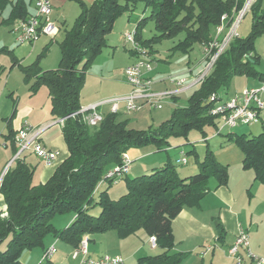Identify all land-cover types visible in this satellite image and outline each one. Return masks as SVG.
I'll return each mask as SVG.
<instances>
[{
	"label": "trees",
	"instance_id": "trees-1",
	"mask_svg": "<svg viewBox=\"0 0 264 264\" xmlns=\"http://www.w3.org/2000/svg\"><path fill=\"white\" fill-rule=\"evenodd\" d=\"M73 1L78 3L80 14L58 43V66L53 70L40 69L39 62L45 50L32 64L21 68L29 92L34 94L42 87L47 89L50 113L54 119L62 120L68 156L43 184L34 182L35 167L24 159H16L3 176L0 195L5 210L0 213V264H21L23 252L43 248L49 236L75 249L87 235L114 231L119 238H126L140 230L155 239V247L160 252L139 258L135 264H181L183 255L174 251L173 218L184 208L199 207L209 192L210 179H215L218 186L227 181L228 166L219 164L211 151L205 150L198 171L188 177H179L168 160L149 174L135 178L125 175L122 178L125 193L117 199L107 195L112 182L95 189L105 173L120 165L123 155L131 149L153 146L161 151L170 146L171 137L187 138L191 131L197 130L205 138L206 128H213L217 133L219 119L211 114L214 101L210 97H225L235 77L264 82V74L254 69L259 63L254 42L264 33V0L252 2L248 12L252 15L248 36L241 39L238 36L228 43L208 75L191 93L187 106L174 108L168 120L146 130L127 128V121L115 114L105 115L97 127L90 128L79 113L80 92L86 74L107 46L106 37L116 20L132 10L131 0L123 4L121 0H95L91 5ZM143 1L150 12L147 19L137 22L135 40L149 54L156 43L180 34L184 37L171 48L174 53L188 54L196 44L207 46L221 17L227 16L225 26L228 28L246 2ZM10 4L9 16L2 24L10 25L28 17L21 0L13 3L0 0V14ZM148 21L152 22L155 34L142 41L140 34ZM14 136L10 130L7 137L13 140ZM227 138L242 154V169L252 171L254 180L264 185V127L256 136L228 134ZM191 151L195 155V151ZM92 208L98 209L97 216H92ZM64 214H74L72 223L61 230L54 228L50 224L52 219ZM215 229L222 239L221 225L216 224Z\"/></svg>",
	"mask_w": 264,
	"mask_h": 264
},
{
	"label": "crops",
	"instance_id": "crops-1",
	"mask_svg": "<svg viewBox=\"0 0 264 264\" xmlns=\"http://www.w3.org/2000/svg\"><path fill=\"white\" fill-rule=\"evenodd\" d=\"M15 1L9 0L10 3ZM21 1L25 5L28 16L34 15L37 0ZM80 1L86 5H91L95 0ZM50 4L52 9L49 20L57 27V33L53 38L41 35L32 44H19L16 41V36L13 32L16 21L10 25L2 24L9 16L11 4L0 14V28L8 31L7 36L1 33L0 59L5 57L7 65H9L0 63V176L6 166L12 162V158H14L16 153L14 139L7 137L9 131L11 130L16 135L19 128L29 126L31 129H42L39 138L40 143L46 149L58 153L56 161L49 167L44 166L31 152H25L21 155L20 159H24L26 163L35 167L34 182L40 184L45 183L52 176L55 169L67 158L68 151L62 134V120L54 119L50 113L51 104L47 89L42 87L34 94L29 92V84L24 82L21 68L32 64L46 50V54L43 57L45 60H40L39 67L42 71L55 69L58 66L57 63H59L60 49H55L56 45L54 42L59 36L63 37L64 31L69 29L67 26L70 24L72 26V23L80 14V8L76 1L50 0ZM4 13H6L5 18H2ZM137 22L127 17L124 30L122 26L119 28V33H113L112 30L106 37L107 46L92 63V66H94L96 62H99L97 60H101L105 54V60L103 61L102 59L101 61L102 68L99 75L101 78H95V81L90 84V79L88 78L90 76L86 74L85 82L80 92L79 102L81 109L106 99L126 96L131 92L130 86L124 82L123 71L121 81L124 86L121 89L117 87V80L110 81V78L107 79L106 77L114 73L112 72L114 61H116L117 56H120L118 51L120 40L114 39L113 34H121V48L128 58V61L124 62L123 67L126 68L135 61V54L131 51L129 45L125 43L123 34L134 30ZM214 30H212V36L215 32ZM140 38L142 41L148 40L144 39L141 34ZM51 56L53 58L52 62L48 61ZM150 57L153 61V68L146 76L152 80V86H150L152 92L158 94L174 93V95L164 98L173 107L179 103L181 96L188 94L190 97L193 90L198 86L191 85V80L196 76L197 73L195 71L199 70L200 63L194 66L188 59L184 68L174 69L170 66V62L167 61H162L166 67L159 65L154 51L150 53ZM55 61L56 63H54ZM16 72H19L21 76L18 82ZM13 75L14 79L12 78ZM179 80H184L185 82L181 87L177 86ZM261 83L257 79L247 81L246 86L241 90H236L235 93H240L248 88L259 87ZM89 84L91 91L86 95L84 92ZM22 86L26 90L24 95L21 96L18 91H21ZM93 89L95 90L92 91ZM225 97H229V94H225ZM137 103H141V101H137ZM98 111L104 117L110 114V107L105 104ZM140 111H143V109ZM133 113L126 114L124 103H121L115 115L120 120L127 121V125L137 124L138 126L139 123L147 121L146 114L138 113L135 115ZM211 136L213 135L211 134L208 137L210 138ZM172 148L169 146L163 151L168 156ZM178 151L180 156L184 154L182 149H178ZM160 152L162 150L158 151L147 147L141 150L128 151L126 154H128L131 164L126 178L139 177L151 173L154 169L161 168L165 163V157ZM134 163H138V165L136 166ZM237 168V171H227V181L224 185L218 186L215 179H210L208 182L209 192L200 201L199 207L184 208L173 218L171 232H173L175 242L174 251L183 255L181 264H234V261L227 256L226 251L232 245L240 230L247 234L252 255L264 261V185L254 180L252 171L243 170L242 166ZM181 173L184 177H188L194 171H181ZM121 181L123 179L118 180L109 187L107 195L111 199H114L110 196L112 194L111 190H115L120 195L125 193V184L124 186L121 185L119 183ZM117 185L118 191L116 190ZM4 210V200L0 195V213ZM2 216H5V214H2ZM73 219L74 214H68L54 219L51 224L54 228L61 230L68 227ZM216 224L221 225L223 230L222 239L218 238L215 229ZM86 238L88 240V256L91 258L105 255L119 256L124 260V264H133L139 258L153 256L160 252L158 248L150 245V238L142 230L126 238H119L114 231L87 235ZM51 246H54L55 253L47 264H66L65 262L70 258L76 261L71 257L73 248L61 240L49 236L45 239L43 248L23 252L20 259L21 264L40 263L44 251ZM208 248L210 250H207ZM241 254L243 256V264H257L250 257L248 258L244 252H241Z\"/></svg>",
	"mask_w": 264,
	"mask_h": 264
},
{
	"label": "built area",
	"instance_id": "built-area-1",
	"mask_svg": "<svg viewBox=\"0 0 264 264\" xmlns=\"http://www.w3.org/2000/svg\"><path fill=\"white\" fill-rule=\"evenodd\" d=\"M255 0H246L242 9L238 11L233 19L231 25L226 28L225 22L227 16L223 15L220 24L215 28L212 41L203 47V62L204 66L201 72L191 80V85H199L208 75L218 57L225 51L230 41L238 37L237 27L240 20L249 12L252 2ZM50 0H37L35 3V14L28 16L23 20H17L14 24L13 32L16 36V41L19 44H32L41 35L53 38L57 33V27L50 22L49 16L51 13ZM124 41L129 45L131 51L135 54V61L128 65L123 72L124 81L130 86L131 92L123 97H115L110 100L101 101L99 103L89 105L84 109H80L82 120L90 128L97 127L103 120L102 114L98 109L105 104L110 107V114H116L119 110V105L124 103V111L130 114L140 111L144 107L150 109H161L163 99L170 97L174 93L158 94L151 90L152 80L146 75L153 68V61L151 60L148 50L141 47L135 40V31L126 32ZM184 80H179L177 86H183ZM214 101V106L211 114L217 116L222 125L218 132L223 128L234 129L239 125H250L261 120V113L264 112V82L256 88H248L240 93H235L231 97H223L218 99L216 96L210 97ZM141 101V103H137ZM42 129H31L29 126L19 128L14 136V143L16 146V153L12 162H10L2 175L0 176V185L3 176L11 167L16 159H20L25 152L33 153L44 166H51L58 156L57 152L46 149L39 141ZM131 161L126 154L123 155L121 164L114 166L108 170L101 181L96 186L95 191L104 185L112 184L122 179L127 175L130 168ZM176 164L185 165L186 158L181 156L176 160ZM150 245L155 247V239L150 238ZM207 250H210L208 248ZM244 252L247 257L257 264H264L263 260L255 258L249 249L247 234L240 230L236 235L232 245L227 249L226 254L234 261V264H243ZM55 253L54 246L46 249L43 253L42 259L38 264L48 263ZM72 259L76 260L78 264H124V260L119 256L105 255L98 258H91L88 256V240L83 237L77 248L71 253Z\"/></svg>",
	"mask_w": 264,
	"mask_h": 264
},
{
	"label": "rangeland",
	"instance_id": "rangeland-1",
	"mask_svg": "<svg viewBox=\"0 0 264 264\" xmlns=\"http://www.w3.org/2000/svg\"><path fill=\"white\" fill-rule=\"evenodd\" d=\"M134 1V3H133ZM126 0H121V3H125ZM131 5L132 10L128 11L127 13L123 14L122 16H120L115 24H114V29H113V33H119V28L123 26V30H124V26L126 25V19L127 17H130V20L132 21H139L141 19H144L149 16V8H145V3L143 0H131ZM74 5V4H73ZM9 7V5H8ZM7 7V8H8ZM76 7V6H75ZM5 14L4 13L2 15V18H5ZM251 19H252V15L251 13H247L239 22L238 27H237V34L238 36H240L241 38H245L248 36L249 32H250V28H251ZM0 22H1V18H0ZM70 24V23H69ZM71 24L67 26V28H70ZM122 32V31H121ZM213 32V31H212ZM211 32V34H212ZM1 33H4L6 36L8 35V31L4 28H0V48H1ZM155 34L154 32V27L152 22L148 21L147 24L145 25V27L142 29L141 31V35L143 36L144 39H150L153 35ZM114 35V39H117V41L120 40V46L118 48L119 51V55L116 58V61H114V66H113V70L112 72H114L113 74H109L108 77H106L107 79L110 78V81H114L117 80L118 84L117 87H119V89H121L124 84L121 81V74L122 71L124 72L125 67H123L124 62L127 60L128 58L126 56V54H124L123 49L121 48V37L119 34H113ZM214 35V34H213ZM183 34L178 35L176 38L171 39V40H163L159 43H156V45L152 46L153 47V51L154 53H156V58L158 60L159 65H162L166 67V65L163 63L164 61L170 62V66L173 67L174 69H179V68H184V66L186 65V62L188 61V59L190 60L189 62L192 63L194 66L198 65L200 63V68L198 71H195L197 74L196 76L199 74V72L202 71L203 66H204V62H203V46L196 44L193 47V50L191 52H189L188 54H182L180 52H173L171 50V48L174 47V45L177 44L178 41L183 39ZM62 36H59L54 42L55 49H60L59 48V41L61 40ZM255 52L257 54V56H259V63L256 64L254 66L255 71H257L260 74H264V33L260 36H258L255 39ZM5 57H1L0 59V63L3 65H7V59ZM58 58V57H57ZM104 58H106L105 54L102 56L101 60H97L99 62H96V64H94V66L91 65L89 71L87 74H89L90 77H88L90 80V84L92 81H95V78H101L99 75L100 70H101V66H102V59L103 61L105 60ZM52 56L48 58V61L52 62ZM44 61L45 59L42 58L41 61ZM60 60V59H59ZM159 60H161V62H159ZM6 63H5V62ZM163 61V62H162ZM201 61V62H200ZM30 62V61H28ZM58 62V61H57ZM56 63V61L54 62ZM27 64V63H25ZM9 66V65H7ZM15 75V74H14ZM14 75L12 76V78L14 77ZM17 75V82L20 79V74L19 72H16ZM116 76V77H115ZM118 76V77H117ZM118 78V79H116ZM14 79V78H13ZM254 80L253 78H247L244 76H240V77H235L228 90L227 93L229 94V97L234 96L236 90H241L244 86H246V82L247 81H252ZM14 81V80H13ZM16 82V83H17ZM125 82V81H124ZM14 83V82H13ZM90 84L88 85V87L85 89V94L88 95L89 91H91V86ZM262 84V83H261ZM89 89V90H88ZM26 88L24 86H22L21 91H18L20 93V95H24ZM95 89H93L92 91H94ZM222 92L224 93V91L222 90ZM95 93V92H94ZM113 99V98H112ZM189 99V95H183L181 96V98H179V103L177 105H175L174 107L169 104L170 102H168V100H164L163 99V103H162V108L161 109H150L148 107H144L143 111H136L133 114H138V113H144L147 116V121L143 122V123H139L138 126L137 124H132V125H128L127 128H132L135 130H146L149 127H157L159 124H161L162 122L166 121L169 119L172 111L174 108L176 107H186L187 106V100ZM106 100H110V99H106ZM104 100V101H106ZM152 118V120H151ZM221 122L218 120L217 124H218V130L221 128ZM264 127V112L261 113V120L257 123H253L250 125H239L234 129H230V128H223L222 131L218 134V132L216 133V130L213 128H206V137L203 138L202 134L197 131V130H193L189 133V135L187 136V138H183V137H171L169 138V145L172 148V150L170 151L169 155L167 156L165 151L162 150L161 155H163L165 157V163L169 160L171 161V163L175 166L176 171L179 172V176H181V178H184V175H182L181 171H194L193 174H195L198 171V163L203 159L204 154H205V150L211 151L214 155L215 160L221 164V165H227V171H237L238 170V166L241 167L242 164V154L240 152V150H238L239 148L232 142V141H228L227 135L228 134H235V135H244V136H248V137H252V136H256L258 134H260L262 132V128ZM213 135L210 138L208 137L209 135ZM177 146V147H176ZM147 148H151L153 149V146H146ZM145 148V147H143ZM143 148H139V149H131V150H141ZM155 149V148H154ZM178 149H182V152H184V154L182 155L183 157L186 158L187 163L185 165H177L176 164V160L180 159V152L178 151ZM195 151V155L190 153L192 152L191 150ZM184 150V151H183ZM130 151V150H129ZM128 153V152H127ZM128 155V154H126ZM164 163V164H165ZM136 164V163H134ZM138 165V163L136 164V166ZM191 176V175H190ZM121 183V185L124 186V180L119 182ZM118 189V185L116 190ZM118 191V190H117ZM111 197L114 199L119 198V196H121L120 194L116 193L115 190H111ZM93 210V208H92ZM91 210V214L92 216H97L99 214L98 210ZM65 215L68 214H64V215H58L55 216L51 223L54 221V219L60 218V217H64ZM50 223V224H51ZM66 264H78V262L73 261L70 259L67 260V262H65ZM47 264V263H44ZM135 264V263H133Z\"/></svg>",
	"mask_w": 264,
	"mask_h": 264
}]
</instances>
